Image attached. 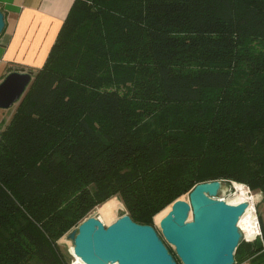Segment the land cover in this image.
<instances>
[{
    "label": "trees",
    "instance_id": "16d2710c",
    "mask_svg": "<svg viewBox=\"0 0 264 264\" xmlns=\"http://www.w3.org/2000/svg\"><path fill=\"white\" fill-rule=\"evenodd\" d=\"M0 129V264H69L116 196L154 228L199 183L264 196V0H75Z\"/></svg>",
    "mask_w": 264,
    "mask_h": 264
},
{
    "label": "water",
    "instance_id": "95a60500",
    "mask_svg": "<svg viewBox=\"0 0 264 264\" xmlns=\"http://www.w3.org/2000/svg\"><path fill=\"white\" fill-rule=\"evenodd\" d=\"M4 26L0 10V34ZM31 81L30 72H8L0 82V110L17 104ZM223 187L219 180L195 185L187 200L179 198L170 205L158 231L128 215L109 226L90 216L66 236L72 254L85 264H235V251L244 239L238 223L248 204L218 199Z\"/></svg>",
    "mask_w": 264,
    "mask_h": 264
},
{
    "label": "crops",
    "instance_id": "0c3cea01",
    "mask_svg": "<svg viewBox=\"0 0 264 264\" xmlns=\"http://www.w3.org/2000/svg\"><path fill=\"white\" fill-rule=\"evenodd\" d=\"M74 2L0 0L5 22L0 34V82L10 71L34 74L42 68ZM235 264L260 263L245 259Z\"/></svg>",
    "mask_w": 264,
    "mask_h": 264
},
{
    "label": "rangeland",
    "instance_id": "374dc122",
    "mask_svg": "<svg viewBox=\"0 0 264 264\" xmlns=\"http://www.w3.org/2000/svg\"><path fill=\"white\" fill-rule=\"evenodd\" d=\"M17 104H15L14 106H12L10 109L8 110H1L0 111V128H3L11 119L15 108H16ZM1 131V129H0ZM236 185H241V184H237V183H226L224 182V187L222 188V190L217 194V198L224 200V201H229L231 199H236L238 197V192L235 188ZM243 186L245 189L248 188L245 185H241ZM247 191V189H246ZM249 191V192H248ZM248 201H250L252 203V212L253 214L257 217L258 222H259V227L261 230V235L263 236V231H264V196L262 195V193L259 190H251L248 188ZM185 197V199L183 198ZM183 197H181L182 200H187V194L184 195ZM112 200H114L116 202V206L115 208H113L109 213L106 214H100L98 211V207L101 206H97L95 207L93 210H91L84 219L90 217V216H94L96 218H99L100 221L105 225V226H109L110 224H112L115 220H117L118 218H120L123 214L126 213V211L124 210L123 205L121 204V201L119 200V198L113 197L111 198ZM110 199V200H111ZM109 201V200H108ZM103 205V204H102ZM189 220H191V215L189 216ZM155 224V222H154ZM244 226H248L247 223H243L242 224V229L245 230L246 227ZM155 227L158 231V225L155 224ZM239 227V224H238ZM241 229V227H239ZM76 229L73 228L72 230ZM71 230V231H72ZM69 231L67 234H65L62 238H60L57 242V248L58 250L64 254L67 258L68 261L72 260V254H71V247H72V243L66 238V236L71 232ZM243 232V230H242ZM261 236V239H262ZM257 240V239H256ZM255 240H251V239H243L242 242L244 243H252ZM173 250V248H171ZM28 264H39L36 260H31Z\"/></svg>",
    "mask_w": 264,
    "mask_h": 264
},
{
    "label": "bare ground",
    "instance_id": "6f19581e",
    "mask_svg": "<svg viewBox=\"0 0 264 264\" xmlns=\"http://www.w3.org/2000/svg\"><path fill=\"white\" fill-rule=\"evenodd\" d=\"M237 192H238V197L236 199H231L227 202L231 203V204H238V203H241V202H248V207L244 213V215L240 218V221H239V227H241V230H243V233L245 235V238L247 239H250L253 237V234H254V229H253V226H252V223H253V220H254V214L252 212V203L250 201H248V189L246 191V189L241 186V185H236L235 186ZM247 223V227L244 229H242V224L243 223ZM71 254H72V247H71ZM73 255V254H72ZM74 256V255H73ZM78 260H80L78 257H77ZM81 261V260H80Z\"/></svg>",
    "mask_w": 264,
    "mask_h": 264
},
{
    "label": "built area",
    "instance_id": "2783aa9c",
    "mask_svg": "<svg viewBox=\"0 0 264 264\" xmlns=\"http://www.w3.org/2000/svg\"><path fill=\"white\" fill-rule=\"evenodd\" d=\"M248 189V188H247ZM251 201V200H250ZM227 202V201H226ZM229 203V202H228ZM231 204V203H230ZM247 204H249L247 202ZM253 211V210H252ZM254 220H253V223H252V226H253V229H254V234H253V237L250 238L252 241L253 240H256V239H261V230H260V227H259V222H258V219L257 217L254 215ZM239 230L242 232V230L239 228ZM243 234V237L245 238V235L244 233L242 232ZM246 239V238H245ZM262 240V239H261ZM69 264H85L83 263L82 261L78 260L77 257L73 256L72 255V260L70 261ZM116 264V263H115Z\"/></svg>",
    "mask_w": 264,
    "mask_h": 264
}]
</instances>
